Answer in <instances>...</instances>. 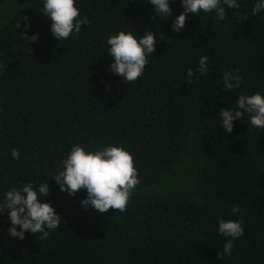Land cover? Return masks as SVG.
I'll use <instances>...</instances> for the list:
<instances>
[{"label":"trees","instance_id":"trees-1","mask_svg":"<svg viewBox=\"0 0 264 264\" xmlns=\"http://www.w3.org/2000/svg\"><path fill=\"white\" fill-rule=\"evenodd\" d=\"M42 3L21 5L0 25V196L50 180L75 144L123 145L139 183L123 212L99 213L80 206L84 190L72 197L50 180L44 201L62 217L60 227L46 240L26 233L21 241L0 215V264H264V132L245 116L228 135L218 119L238 95L264 92V12L252 14L254 0H239L223 22L201 13L179 33L149 0H78L89 24L61 41L39 13ZM171 8L173 16L183 10L179 0ZM25 16L30 27L23 28ZM129 27L139 36L156 32L158 42L135 82L113 75L107 55V38ZM25 31L39 41L29 44ZM201 56L209 60L206 78L196 73ZM235 68L243 84L226 92L223 72ZM190 139L201 155L195 197L138 194L177 167ZM234 205L240 213L232 214ZM218 218L244 221L228 257L219 255L226 238Z\"/></svg>","mask_w":264,"mask_h":264},{"label":"clouds","instance_id":"clouds-1","mask_svg":"<svg viewBox=\"0 0 264 264\" xmlns=\"http://www.w3.org/2000/svg\"><path fill=\"white\" fill-rule=\"evenodd\" d=\"M172 2L174 0H149L155 15L159 19L170 18L171 30L176 33L185 28L186 21L201 13H215V19L223 22L227 18V9L240 7L239 0H179L183 10L173 16ZM262 12L264 0H254L252 14ZM39 13L49 21L50 32L58 41L78 35L82 26L89 24L88 17L80 15L78 0H43ZM23 19L26 22L23 28L30 27L29 18L25 16ZM129 29L118 30L107 38V55L112 60L109 71L113 75L121 77L125 82H135L144 74L149 57L156 52L158 42L156 32L150 29L143 36H139L132 28ZM23 35L29 44L40 39L39 33H33L29 37L25 31ZM208 65V57L201 56L196 68L199 77H207L210 71ZM5 68L6 65L0 60V72ZM187 75L191 82L195 73L189 69ZM243 79L239 68L224 71L223 90L228 92L240 89ZM245 116L248 117L249 125L264 132V92L240 94L236 98L235 107L220 108L219 127L224 129V133L231 135L234 122L243 120ZM10 151L13 159H20L18 149ZM61 169L52 173L50 180L55 181L61 192L72 197L84 190L86 195L80 201V206L99 213H106L109 209L123 212L139 183V172L134 166L133 154L120 144L108 143L96 148L75 144L61 161ZM50 180L39 184L29 181L22 186L12 187L0 196V215L7 214L10 220V237L22 241L26 233H30L35 237L38 234L41 240H46L60 227L62 217L50 203L44 201L50 192ZM231 211L232 214H237L241 209L234 205ZM243 224L242 218H218V234L226 238L222 251L219 252L221 257L232 255L234 242L244 235Z\"/></svg>","mask_w":264,"mask_h":264},{"label":"rangeland","instance_id":"rangeland-1","mask_svg":"<svg viewBox=\"0 0 264 264\" xmlns=\"http://www.w3.org/2000/svg\"><path fill=\"white\" fill-rule=\"evenodd\" d=\"M31 0H4L0 9V25L4 26L8 18L21 5ZM201 165V155L198 144L190 139L177 167L159 184L143 191H134L156 197L194 198L192 189L194 176Z\"/></svg>","mask_w":264,"mask_h":264}]
</instances>
